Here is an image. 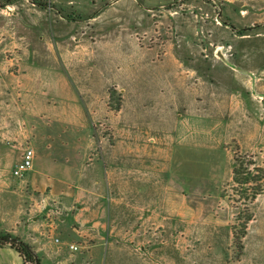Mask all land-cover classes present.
<instances>
[{
    "label": "rangeland",
    "instance_id": "374dc122",
    "mask_svg": "<svg viewBox=\"0 0 264 264\" xmlns=\"http://www.w3.org/2000/svg\"><path fill=\"white\" fill-rule=\"evenodd\" d=\"M159 2L0 0V108L63 83L67 69L98 140L137 125L177 131L185 142L229 140L245 155L206 219L174 190L171 204L158 199L150 210L103 221V235L75 222L82 236L72 262L264 264V0ZM220 47L256 76V95L248 75L215 55ZM249 216L241 249L232 226L242 231Z\"/></svg>",
    "mask_w": 264,
    "mask_h": 264
},
{
    "label": "crops",
    "instance_id": "0c3cea01",
    "mask_svg": "<svg viewBox=\"0 0 264 264\" xmlns=\"http://www.w3.org/2000/svg\"><path fill=\"white\" fill-rule=\"evenodd\" d=\"M65 72L63 83L37 86L36 95L0 108V232L30 244L40 264H79L70 248L82 236L75 222L103 235V221L150 210L158 199L171 204L174 190L194 207L196 219L209 217L208 207L217 208L233 169L236 150L229 140L217 146L185 142L171 129L125 124L107 142L98 140L93 112L72 72ZM28 146L35 152L33 167L15 176ZM0 264L25 262L17 249L3 245Z\"/></svg>",
    "mask_w": 264,
    "mask_h": 264
},
{
    "label": "trees",
    "instance_id": "16d2710c",
    "mask_svg": "<svg viewBox=\"0 0 264 264\" xmlns=\"http://www.w3.org/2000/svg\"><path fill=\"white\" fill-rule=\"evenodd\" d=\"M233 27V26H232ZM245 155H241L238 152H236L235 156H234V165H233V178L236 179V174L237 171L240 167V164H242L243 159ZM257 193H255V195L252 196L251 201L253 202V200L255 199V196H257ZM252 220V218L249 216L247 218V222L244 223V229H242V231L238 232L234 226H232L233 229V234H234V239L235 242L237 243L238 248L243 249V242L241 243L240 238H243L245 236V234L247 233V223H249ZM249 221V222H248ZM238 238V241H237ZM3 245H11L13 248L17 249L19 251V253L21 254V256L24 259L25 264H40V259L38 257V255L35 253V251L33 250L32 246L30 244H28L27 242H25L24 240H22L20 237L15 236L11 233H7V232H0V246Z\"/></svg>",
    "mask_w": 264,
    "mask_h": 264
},
{
    "label": "built area",
    "instance_id": "2783aa9c",
    "mask_svg": "<svg viewBox=\"0 0 264 264\" xmlns=\"http://www.w3.org/2000/svg\"><path fill=\"white\" fill-rule=\"evenodd\" d=\"M35 152L32 147H27L24 150L22 160L15 166L13 173L15 176L22 177L33 167ZM72 250H78L76 244L70 245Z\"/></svg>",
    "mask_w": 264,
    "mask_h": 264
},
{
    "label": "water",
    "instance_id": "95a60500",
    "mask_svg": "<svg viewBox=\"0 0 264 264\" xmlns=\"http://www.w3.org/2000/svg\"><path fill=\"white\" fill-rule=\"evenodd\" d=\"M224 64H226L228 67H230L231 69L239 72V73H243L245 75H248L251 80H252V86H253V94L256 95L255 92V82H256V76L250 72L249 70L243 68L240 65H237L234 61H232L226 54V51L220 47L217 49L216 54H215Z\"/></svg>",
    "mask_w": 264,
    "mask_h": 264
}]
</instances>
